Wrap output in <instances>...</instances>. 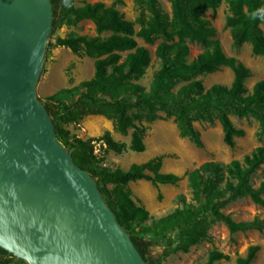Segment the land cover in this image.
<instances>
[{"label": "trees", "instance_id": "16d2710c", "mask_svg": "<svg viewBox=\"0 0 264 264\" xmlns=\"http://www.w3.org/2000/svg\"><path fill=\"white\" fill-rule=\"evenodd\" d=\"M73 1L51 0V34L63 25L90 19L97 35L57 36L55 45L68 47L75 53L85 51L95 57L94 76L40 99L53 121L57 138L71 153L74 162L96 180L108 206L129 233L146 264H160V259L151 255L156 245H166L165 254L187 251L207 237L209 227L215 222L225 224L230 233L249 229L263 231L264 218L237 221L223 211L229 202L241 197L264 205V180L258 186L251 180L264 165L263 145L256 146L241 159L235 158L228 163L208 160L186 172L191 201L179 194V205L156 217L134 201L128 183L138 179L177 183L181 176L160 170L161 156L133 163L127 169H110L95 159L92 139L75 137L61 126L76 122L84 115H103L122 133L132 128L129 148L137 152L145 149L142 121L172 117L179 135L187 137L197 147H202L203 143L196 122L217 119L223 130V140L229 146L234 145L236 136L244 133L233 124L231 115L252 117L264 131V79L257 80L251 90L247 89L245 80L250 75L249 68L223 52L220 41L213 38L214 27L203 17L205 10H215L222 0H169L170 15L162 10L159 0H135L139 9L137 31L134 23L124 19L114 6L102 2L75 6ZM227 3L229 14L225 26L234 44L240 46L248 42L254 53L264 56L261 27L264 0H227ZM102 33L107 35L101 36ZM136 36L149 44L160 40L155 49L157 66L148 87L133 81L144 74L151 62L149 50L138 44ZM187 41L204 47L191 61L187 60L190 53ZM124 51H127L125 56L122 55ZM223 65L234 74L229 85L214 83L206 88L195 78ZM102 138L117 152L127 147L124 142L115 141L109 131ZM258 250L257 244L249 246L244 256L237 257L236 264H250ZM224 258L228 255L212 250L203 264H213ZM13 259L28 264L0 247V264H8Z\"/></svg>", "mask_w": 264, "mask_h": 264}, {"label": "water", "instance_id": "95a60500", "mask_svg": "<svg viewBox=\"0 0 264 264\" xmlns=\"http://www.w3.org/2000/svg\"><path fill=\"white\" fill-rule=\"evenodd\" d=\"M51 0H0V247L28 264H146L36 87Z\"/></svg>", "mask_w": 264, "mask_h": 264}, {"label": "rangeland", "instance_id": "374dc122", "mask_svg": "<svg viewBox=\"0 0 264 264\" xmlns=\"http://www.w3.org/2000/svg\"><path fill=\"white\" fill-rule=\"evenodd\" d=\"M102 2L106 6H114L124 17L134 23L135 31L140 27L137 22L139 9L135 0H74L75 6L84 3ZM164 12L171 14L169 0H159ZM264 6V4H263ZM229 14L227 0H222L215 10L207 9L203 17L208 19L215 29L214 39L221 43L223 52L227 56L239 59L250 70V75L245 80V86L251 90L253 84L264 79V56L256 54L250 43L245 42L236 46L233 42L229 28L225 26ZM264 31V23L261 25ZM71 33L95 36V25L90 19H83L71 25H63L53 35L50 33L46 45L43 68L37 83L36 91L39 98L52 94L62 88L72 87L83 80L90 79L95 73V57L85 51L79 53L61 45H55L56 37H65ZM106 36L107 33L100 34ZM138 44L149 50L151 62L144 74L133 81L148 87L153 71L157 66L155 49L160 40L153 44L144 42L140 37H135ZM190 53L188 61L193 60L204 47L199 43L187 41ZM127 51L122 52L125 56ZM208 88L214 83L231 84L234 74L227 66H220L209 73L195 76ZM233 124L244 131L241 136L235 137L233 146L227 145L223 140V130L217 119L213 122H196L195 127L200 131L203 146L197 147L187 137H181L172 117L157 119L155 121H142L145 129L143 141L145 149L142 152L129 148L132 128L126 133L115 129L111 119L100 114L84 115L76 122L64 123L61 126L71 135L81 139H92V153L97 162L110 169H127L133 163H142L155 156L162 158V172H172L181 176L175 184L152 183L150 180L138 179L130 181L128 187L131 196L137 204L146 208L153 216H161L176 208L178 195L183 194L187 201H191V190L187 183L185 173L197 167L204 161L217 160L228 163L232 159H241L251 152L256 146H264V131L260 130L258 122L252 117L231 115ZM109 131L112 138L124 142L126 148L117 152L108 147L102 138ZM97 148V152L94 151ZM252 184L258 186L264 180V165L252 176ZM233 219L251 220L255 217L264 218V205L251 201L249 197H241L229 202L223 209ZM173 237L177 239L176 234ZM257 244L259 250L250 264H264V230L249 229L230 233L222 222L211 224L207 237L200 243L191 246L187 251L177 250L165 254L164 244L156 245L151 255L160 259V264H203L212 250L222 251L228 258L215 261L213 264H236L239 256H244L249 246ZM8 264H23L12 260Z\"/></svg>", "mask_w": 264, "mask_h": 264}, {"label": "built area", "instance_id": "2783aa9c", "mask_svg": "<svg viewBox=\"0 0 264 264\" xmlns=\"http://www.w3.org/2000/svg\"><path fill=\"white\" fill-rule=\"evenodd\" d=\"M97 150H98L97 148H94V151H95V152H97Z\"/></svg>", "mask_w": 264, "mask_h": 264}]
</instances>
